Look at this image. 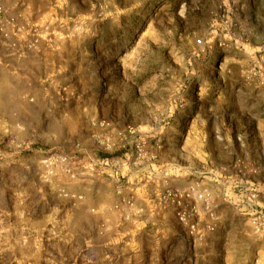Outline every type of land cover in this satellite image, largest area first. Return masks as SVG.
Wrapping results in <instances>:
<instances>
[{"label":"rangeland","instance_id":"374dc122","mask_svg":"<svg viewBox=\"0 0 264 264\" xmlns=\"http://www.w3.org/2000/svg\"><path fill=\"white\" fill-rule=\"evenodd\" d=\"M37 20L0 1V264H264L262 191L119 250L104 225L67 241L35 224L70 197L56 179L115 139L220 163L231 147L243 166L264 142V0H56ZM56 148L85 154L74 177L47 174Z\"/></svg>","mask_w":264,"mask_h":264},{"label":"crops","instance_id":"0c3cea01","mask_svg":"<svg viewBox=\"0 0 264 264\" xmlns=\"http://www.w3.org/2000/svg\"><path fill=\"white\" fill-rule=\"evenodd\" d=\"M0 1L6 7L17 8L19 15L36 23L39 17L51 15L56 0ZM195 121L198 123V118ZM203 146L196 150L194 156L186 145L180 150L169 147L158 151L154 141H150L145 147L144 158L134 162L133 145H120L115 139L112 159L130 162L129 167H122V175L126 178L125 196L133 197L134 207L120 210L114 207L113 169L102 162H94L89 156L87 159L92 161L85 162V166L77 170L76 179L66 176L56 179L70 197L56 206L60 210L58 218L52 219L50 224L46 219L36 222V228L44 232L45 224L50 225L54 227L51 234H60L61 239L73 241L83 232L90 239L93 228L104 225L99 236L105 243L103 245L114 244L119 250L125 239L134 237L133 234L139 241L158 227L167 232L175 231L173 228L178 225L176 208L165 198L169 190L191 193L184 199V204L188 201L197 204L202 223L214 222L219 217L220 203L225 201V196L236 199L240 192L245 196L249 191L264 193V142L252 153L246 154L243 166L235 161L236 156L232 157L231 147L228 148L229 160L220 163L213 152L209 148L203 149ZM193 188L194 192H191ZM199 194H204L206 198L198 199ZM82 196L83 199L80 198Z\"/></svg>","mask_w":264,"mask_h":264},{"label":"built area","instance_id":"2783aa9c","mask_svg":"<svg viewBox=\"0 0 264 264\" xmlns=\"http://www.w3.org/2000/svg\"><path fill=\"white\" fill-rule=\"evenodd\" d=\"M201 43V41H198ZM145 144L142 141H139L134 146V162L137 160L143 159L145 154ZM75 159L71 156L61 154V153H53L44 157L43 164L47 171V174L51 177L57 175L58 172L64 173L65 175H69L71 177L75 176L73 171V164H75ZM102 164L106 167H112L113 172L111 177L113 178V185L115 191V203L114 207L117 210L122 209L123 207L132 208L134 207V199L132 196H125V184L126 178L118 173L121 167H129L130 162H120L115 159H107L102 161ZM191 192H194V188L191 189ZM191 193H183L179 190H169L166 194L168 202H171L176 208V216L180 223L187 224L191 229L195 228V224L193 223L198 216V208L197 206H189L185 207L183 205L184 199L190 197ZM204 194H199L198 199H205Z\"/></svg>","mask_w":264,"mask_h":264},{"label":"trees","instance_id":"16d2710c","mask_svg":"<svg viewBox=\"0 0 264 264\" xmlns=\"http://www.w3.org/2000/svg\"><path fill=\"white\" fill-rule=\"evenodd\" d=\"M92 150V149H91ZM93 152H91L90 156L98 161V162H102L105 161L107 159H112L114 158V154L113 153H109V152H104L103 150H92ZM53 153H61V154H65L68 156H71L73 159L75 160H80L81 158H83V156L85 155L83 153V151H72V149H67V148H56L55 150H51L49 152H44L45 155H49V154H53Z\"/></svg>","mask_w":264,"mask_h":264}]
</instances>
